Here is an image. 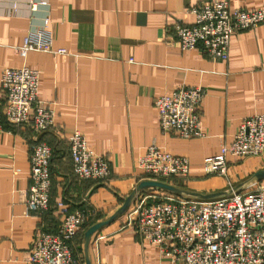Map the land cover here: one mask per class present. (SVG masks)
I'll return each mask as SVG.
<instances>
[{"label": "crops", "instance_id": "obj_1", "mask_svg": "<svg viewBox=\"0 0 264 264\" xmlns=\"http://www.w3.org/2000/svg\"><path fill=\"white\" fill-rule=\"evenodd\" d=\"M30 1L45 2L36 10ZM223 0H0V81L4 68L26 66L39 74L38 99L54 111L53 123L38 134L30 124L2 120L0 131V264H33L29 257L40 231L55 233L62 223L61 204L88 211L87 223L71 242L73 256L85 264L83 234L107 220L142 181L137 159L155 145L186 157L185 179L166 183L191 192L212 194L239 186L238 193L264 187V153L227 157L225 176L206 175L203 160L229 145L243 119L264 114V23L230 37L227 61H212L200 49L181 51L172 33L177 22L191 24L188 8ZM230 10L253 11L264 0H225ZM47 21L53 50L65 55L30 52L19 57L29 31ZM1 86V83H0ZM183 87H201L202 137L182 139L164 133L154 100ZM0 93V112L3 110ZM81 133L87 147L109 161L107 181L81 180L72 173L67 140ZM38 141L52 150L48 210L29 212V155ZM171 193L146 189L113 223L89 241L90 264H166L155 244L133 224L134 206L151 204Z\"/></svg>", "mask_w": 264, "mask_h": 264}, {"label": "built area", "instance_id": "obj_2", "mask_svg": "<svg viewBox=\"0 0 264 264\" xmlns=\"http://www.w3.org/2000/svg\"><path fill=\"white\" fill-rule=\"evenodd\" d=\"M45 2L30 1V9ZM191 24L177 22L172 33L181 51L197 48L212 61H227L230 37L241 31L253 30L264 23V3L256 10H230L227 1H212L188 8ZM43 27L29 31L22 44L14 50L25 59L30 52L65 55V50H53V36ZM39 74L21 66L4 68L0 93L2 120L14 125L30 124L41 134L53 123L54 111L38 99ZM206 92L201 87H183L171 96L155 98L154 107L159 127L182 139L202 137V102ZM72 173L81 180L104 182L109 179L110 165L86 144L84 136L75 132L67 140ZM264 153V114L242 120L229 145L223 144L219 154L203 160L206 175L225 176L227 157L250 158ZM52 150L38 141L29 155V187L26 208L42 214L48 210L51 185L49 166ZM137 168L150 181L166 183L185 179L189 161L174 156L155 145L146 148L137 159ZM62 223L55 233L40 231L33 243L29 260L33 264H82L73 256L71 242L87 223L88 211L69 210L59 204ZM133 224L140 236L155 244L166 264H264V187L232 193L228 197L198 201L171 194L151 204L137 203Z\"/></svg>", "mask_w": 264, "mask_h": 264}, {"label": "water", "instance_id": "obj_3", "mask_svg": "<svg viewBox=\"0 0 264 264\" xmlns=\"http://www.w3.org/2000/svg\"><path fill=\"white\" fill-rule=\"evenodd\" d=\"M254 178L257 180H262L264 178V170H261L254 174ZM146 189H159L166 192H169L171 194H174L179 197H185V198H191L198 201H209L219 198H224L230 196L232 193H235L238 191L239 186H236L235 188H232L231 190L227 192H218V193H212V194H200L196 192H191L188 190H183L180 188H176L174 186H171L167 183L160 182V181H142L140 182L133 191L126 197L124 200L122 206L113 213L107 220L98 222L96 224L91 225L83 234V252H84V260L85 264H90L89 257H88V247H89V241L92 235L97 232L99 229H101L104 226H107L111 223H113L117 218L122 216L130 207L133 200L136 198V196Z\"/></svg>", "mask_w": 264, "mask_h": 264}, {"label": "rangeland", "instance_id": "obj_4", "mask_svg": "<svg viewBox=\"0 0 264 264\" xmlns=\"http://www.w3.org/2000/svg\"><path fill=\"white\" fill-rule=\"evenodd\" d=\"M166 192V191H165ZM174 195V194H173ZM189 199H191V198H189Z\"/></svg>", "mask_w": 264, "mask_h": 264}, {"label": "trees", "instance_id": "obj_5", "mask_svg": "<svg viewBox=\"0 0 264 264\" xmlns=\"http://www.w3.org/2000/svg\"><path fill=\"white\" fill-rule=\"evenodd\" d=\"M52 160V159H51ZM74 175V174H73ZM50 178H51V176H50Z\"/></svg>", "mask_w": 264, "mask_h": 264}]
</instances>
